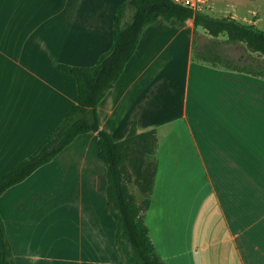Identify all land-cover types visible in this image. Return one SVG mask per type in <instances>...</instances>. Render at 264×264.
<instances>
[{"label": "crops", "instance_id": "0c3cea01", "mask_svg": "<svg viewBox=\"0 0 264 264\" xmlns=\"http://www.w3.org/2000/svg\"><path fill=\"white\" fill-rule=\"evenodd\" d=\"M123 1L0 0V178L77 103L57 64L94 65L109 51ZM192 6L257 28L264 16V0ZM208 44L193 20L148 26L98 107L101 127L115 142L133 126L156 132L145 222L165 264H264V78L196 58ZM99 150L96 133L79 136L0 197L16 264H124Z\"/></svg>", "mask_w": 264, "mask_h": 264}, {"label": "trees", "instance_id": "16d2710c", "mask_svg": "<svg viewBox=\"0 0 264 264\" xmlns=\"http://www.w3.org/2000/svg\"><path fill=\"white\" fill-rule=\"evenodd\" d=\"M160 18L176 19L181 23L193 20L195 27H202L209 33L213 45L196 50V58L264 78V62L234 60L217 49L224 44L243 45L248 52L264 58V30L231 17H213L191 4L175 0H124L116 10L113 44L109 51L101 54L92 66L57 64L60 71L75 79L77 103L32 155L0 178L1 197L53 161L76 138L96 133L100 149L98 157L107 169V199L116 222V244L124 264H165L156 252L145 222L154 188L156 162L153 155L158 139L155 131L138 134L133 126L124 141L115 142L101 127L98 107L133 58L144 30ZM220 36L226 39L221 41ZM132 189L137 191L134 193ZM0 264H16L1 213Z\"/></svg>", "mask_w": 264, "mask_h": 264}, {"label": "rangeland", "instance_id": "374dc122", "mask_svg": "<svg viewBox=\"0 0 264 264\" xmlns=\"http://www.w3.org/2000/svg\"><path fill=\"white\" fill-rule=\"evenodd\" d=\"M191 1H192L191 4L193 5V0H191ZM218 16H220V15H218ZM258 28L264 30V16L262 17V21H261V23H259ZM225 39L226 38L223 36H220V38H219V40H221V41H224ZM209 40H210V38L208 36L202 35L200 40H197V45L201 46L203 43H208ZM198 46H196V49L199 48ZM220 51L223 54L229 56L230 58H232L234 60H243L242 62H246V63H252V62L262 63V62H264V58L262 56H260L259 54H256V53L248 52L246 50L245 46H243V45L233 46V45L224 44L222 47H220ZM89 66H92V65H89ZM70 79L73 80L72 77H70ZM160 89L164 90V88H162V87ZM132 191L135 193V191H137V189H134V190L132 189ZM121 257H122V255H121Z\"/></svg>", "mask_w": 264, "mask_h": 264}, {"label": "built area", "instance_id": "2783aa9c", "mask_svg": "<svg viewBox=\"0 0 264 264\" xmlns=\"http://www.w3.org/2000/svg\"><path fill=\"white\" fill-rule=\"evenodd\" d=\"M175 1L178 2V3L191 4V0H175Z\"/></svg>", "mask_w": 264, "mask_h": 264}]
</instances>
